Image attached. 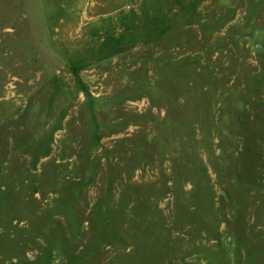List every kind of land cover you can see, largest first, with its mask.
Masks as SVG:
<instances>
[{
  "label": "rangeland",
  "instance_id": "rangeland-1",
  "mask_svg": "<svg viewBox=\"0 0 264 264\" xmlns=\"http://www.w3.org/2000/svg\"><path fill=\"white\" fill-rule=\"evenodd\" d=\"M0 264H264V0H0Z\"/></svg>",
  "mask_w": 264,
  "mask_h": 264
}]
</instances>
